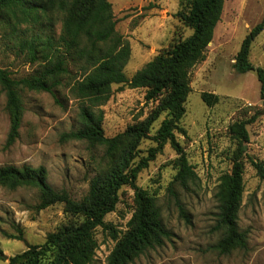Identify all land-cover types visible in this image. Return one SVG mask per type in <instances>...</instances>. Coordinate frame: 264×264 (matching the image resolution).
Wrapping results in <instances>:
<instances>
[{
    "label": "rangeland",
    "instance_id": "1",
    "mask_svg": "<svg viewBox=\"0 0 264 264\" xmlns=\"http://www.w3.org/2000/svg\"><path fill=\"white\" fill-rule=\"evenodd\" d=\"M115 16L116 30L131 47L125 67L132 76L153 60L158 53L177 40L190 37L193 31L178 18L190 0H109ZM151 6V7H150ZM147 8V9H145ZM264 18V0H226L222 19L216 27L206 58L190 73L192 92L186 103V114L179 123L185 131H175L176 140L197 174L186 187H170L178 172V153L167 144L149 166L142 170L137 186L156 198L164 224L171 237L164 246L148 250L131 264H264V181L249 159L264 162V100L256 72L238 74L235 58L249 32ZM62 23L55 18L51 32L61 35ZM250 61L264 69V31L253 42ZM0 68L13 78L35 74L39 65H31L18 55L13 43L0 32ZM70 78L64 82L69 83ZM203 93L219 96V102L208 107ZM24 115L19 138L8 145L10 116L6 94L0 85V168L44 167L47 181L56 190L66 191L73 199H82L95 178L107 165L105 150L83 141H66L62 135L82 127V102L67 88L56 96L22 91ZM146 90L128 85H114L110 100L100 109L104 113V132L108 138L124 133L129 127L151 118L158 103L145 98ZM163 112L152 124L148 137L142 139L135 162L148 156L156 146L153 137L168 118ZM249 122V142L245 144L243 197L238 225L246 233L248 249L222 255L215 250L221 238L217 231L221 178L232 170L238 152V141L229 132L236 122ZM134 191L123 187L116 211L98 228L93 264H107L117 241L129 230L134 214ZM38 191L22 188L9 191L0 188V248L9 259L31 246L43 245L48 234L79 222L64 212L62 205L37 211ZM181 208L188 218L183 217ZM21 232V233H20ZM22 235V239L18 238Z\"/></svg>",
    "mask_w": 264,
    "mask_h": 264
},
{
    "label": "trees",
    "instance_id": "2",
    "mask_svg": "<svg viewBox=\"0 0 264 264\" xmlns=\"http://www.w3.org/2000/svg\"><path fill=\"white\" fill-rule=\"evenodd\" d=\"M225 1L190 0L188 7L178 13V18L193 31L192 35L171 43L129 79L125 67L131 57V47L116 30L117 22L109 0H0V32L13 43L18 55L40 67L35 74L23 78H13L8 70L0 68V85L6 94V110L10 116L8 145L15 143L20 135L24 115L22 91L48 93L54 97L61 88H67L82 102V127L63 134L62 139L101 147L107 158L106 168L93 178L88 193L80 200L73 199L64 190L54 189L42 166L0 168V188L9 191L34 188L38 191L37 211L62 205L66 214L80 220L48 234L43 245L28 247L11 257L9 264H93L98 247L95 231L107 228L105 219L116 211L123 187L135 193L134 214L128 232L117 241L107 264H131L170 239L171 232L163 222L156 198L138 187L137 179L167 144L179 155L178 172L170 187L177 183L186 187L197 179L176 140L175 131L185 133L179 123L186 114V103L192 92L190 73L206 58L222 19ZM55 18L62 23L58 39L50 33ZM263 31L264 18L249 32L234 63L238 74L257 73L262 100L264 69L250 61V52L253 42ZM68 78L71 81L64 82ZM114 85L144 89L146 100L158 105L151 118L108 138L100 107L110 100ZM201 97L208 107L219 102V96L214 94L203 93ZM163 112L169 117L153 137L156 146L148 150L147 157L135 162L141 140L148 137L152 124ZM248 124L236 122L229 128L239 146L232 170L221 178L217 194L216 229L222 236L215 250L222 255L248 249L247 235L238 225L244 190L245 144L249 142ZM249 161L264 181V162L252 158ZM181 214L188 218L182 208ZM15 239L21 240L22 235ZM2 254L0 248V261Z\"/></svg>",
    "mask_w": 264,
    "mask_h": 264
},
{
    "label": "water",
    "instance_id": "3",
    "mask_svg": "<svg viewBox=\"0 0 264 264\" xmlns=\"http://www.w3.org/2000/svg\"><path fill=\"white\" fill-rule=\"evenodd\" d=\"M2 258L6 259V258H7V256H5L4 254H2Z\"/></svg>",
    "mask_w": 264,
    "mask_h": 264
},
{
    "label": "crops",
    "instance_id": "4",
    "mask_svg": "<svg viewBox=\"0 0 264 264\" xmlns=\"http://www.w3.org/2000/svg\"><path fill=\"white\" fill-rule=\"evenodd\" d=\"M216 30V29H215Z\"/></svg>",
    "mask_w": 264,
    "mask_h": 264
}]
</instances>
